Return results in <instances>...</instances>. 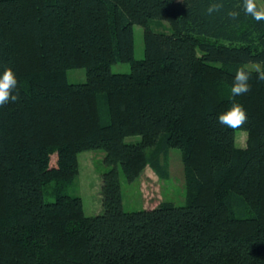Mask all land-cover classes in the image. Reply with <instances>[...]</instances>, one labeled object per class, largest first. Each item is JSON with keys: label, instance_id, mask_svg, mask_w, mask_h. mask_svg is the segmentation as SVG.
I'll return each instance as SVG.
<instances>
[{"label": "trees", "instance_id": "16d2710c", "mask_svg": "<svg viewBox=\"0 0 264 264\" xmlns=\"http://www.w3.org/2000/svg\"><path fill=\"white\" fill-rule=\"evenodd\" d=\"M206 3L0 0V75L11 67L19 96L0 106V264H264V81L253 73L235 98L245 147L217 121L235 69L264 66V21L209 19ZM70 68L86 80L69 83ZM170 148L181 151L185 203L124 210L120 173L162 175ZM87 150L106 168L94 215L69 193Z\"/></svg>", "mask_w": 264, "mask_h": 264}, {"label": "rangeland", "instance_id": "374dc122", "mask_svg": "<svg viewBox=\"0 0 264 264\" xmlns=\"http://www.w3.org/2000/svg\"><path fill=\"white\" fill-rule=\"evenodd\" d=\"M134 55L141 59L144 55L143 29L134 25ZM251 65V64H248ZM113 72L127 73L130 64L115 62L111 65ZM69 83H82L86 80L85 68H70L67 70ZM246 133L236 130V144L239 147L246 145ZM140 140L139 135L128 136L125 142L134 143ZM103 152L100 150H87L79 153V173L74 184L69 188L70 194H78L84 203V213L94 215L101 211V199L99 195V173L106 168L102 164ZM55 156H51V164H54ZM160 166L164 172L159 174L153 166H145L140 176L127 181L122 173L120 180L122 186V205L126 211L147 209L157 205L161 201H170L175 205H183L186 196V181L184 176V164L181 151L170 148L166 158L160 157ZM161 172V171H159Z\"/></svg>", "mask_w": 264, "mask_h": 264}, {"label": "clouds", "instance_id": "9594fccd", "mask_svg": "<svg viewBox=\"0 0 264 264\" xmlns=\"http://www.w3.org/2000/svg\"><path fill=\"white\" fill-rule=\"evenodd\" d=\"M241 12L246 17H251L256 22L264 21V4L258 0H237L229 4V0H207L202 9V14L209 19H221L237 22ZM253 73L257 81H264V66L256 62L251 65H243L235 69L233 81L230 86V107L217 115L218 123L226 128H242L247 122L248 116L244 106L236 101V97L243 96L251 91L249 83ZM17 87V78L11 67H5L0 75V106L9 102H16L18 94H14Z\"/></svg>", "mask_w": 264, "mask_h": 264}, {"label": "crops", "instance_id": "0c3cea01", "mask_svg": "<svg viewBox=\"0 0 264 264\" xmlns=\"http://www.w3.org/2000/svg\"><path fill=\"white\" fill-rule=\"evenodd\" d=\"M79 161V160H78Z\"/></svg>", "mask_w": 264, "mask_h": 264}]
</instances>
